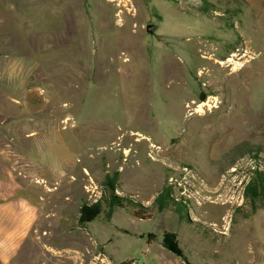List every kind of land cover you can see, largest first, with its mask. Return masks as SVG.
Here are the masks:
<instances>
[{
  "label": "rangeland",
  "instance_id": "374dc122",
  "mask_svg": "<svg viewBox=\"0 0 264 264\" xmlns=\"http://www.w3.org/2000/svg\"><path fill=\"white\" fill-rule=\"evenodd\" d=\"M256 172L264 0H0V264H259Z\"/></svg>",
  "mask_w": 264,
  "mask_h": 264
},
{
  "label": "trees",
  "instance_id": "16d2710c",
  "mask_svg": "<svg viewBox=\"0 0 264 264\" xmlns=\"http://www.w3.org/2000/svg\"><path fill=\"white\" fill-rule=\"evenodd\" d=\"M204 6L201 7L200 12L207 13L205 5L208 3L203 2ZM118 173L112 176H106L100 184L101 197L95 202L84 201L78 212L77 225L79 227H85L100 214H103L106 219H110L116 208H125L127 206L139 207L141 210H136L135 215L140 218H149L146 211L150 208H141L138 204L133 203L126 197L118 196L115 191L119 190L117 186ZM264 191V174L255 173V177L245 186L244 197L251 201H254L263 194ZM171 191L169 189L162 190L153 200L152 206L161 212L169 207L170 203L173 204V200L170 199ZM179 204V203H178ZM163 245L165 249L173 254H179L176 248L174 235L167 234L165 236Z\"/></svg>",
  "mask_w": 264,
  "mask_h": 264
},
{
  "label": "crops",
  "instance_id": "0c3cea01",
  "mask_svg": "<svg viewBox=\"0 0 264 264\" xmlns=\"http://www.w3.org/2000/svg\"><path fill=\"white\" fill-rule=\"evenodd\" d=\"M262 244H261V260L259 264H264V234L262 238Z\"/></svg>",
  "mask_w": 264,
  "mask_h": 264
},
{
  "label": "water",
  "instance_id": "95a60500",
  "mask_svg": "<svg viewBox=\"0 0 264 264\" xmlns=\"http://www.w3.org/2000/svg\"><path fill=\"white\" fill-rule=\"evenodd\" d=\"M152 28H153V27H152L151 25H148L147 28H146V31H147L148 33H150V32L152 31Z\"/></svg>",
  "mask_w": 264,
  "mask_h": 264
},
{
  "label": "bare ground",
  "instance_id": "6f19581e",
  "mask_svg": "<svg viewBox=\"0 0 264 264\" xmlns=\"http://www.w3.org/2000/svg\"><path fill=\"white\" fill-rule=\"evenodd\" d=\"M200 107H202V105L200 106ZM135 135V134H134ZM140 137V136H139Z\"/></svg>",
  "mask_w": 264,
  "mask_h": 264
}]
</instances>
